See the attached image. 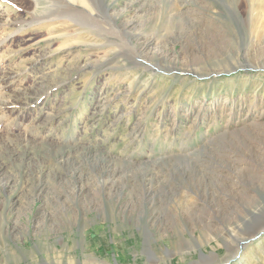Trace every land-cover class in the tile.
Returning <instances> with one entry per match:
<instances>
[{
  "label": "rangeland",
  "instance_id": "374dc122",
  "mask_svg": "<svg viewBox=\"0 0 264 264\" xmlns=\"http://www.w3.org/2000/svg\"><path fill=\"white\" fill-rule=\"evenodd\" d=\"M51 1L0 0V264H264V0Z\"/></svg>",
  "mask_w": 264,
  "mask_h": 264
},
{
  "label": "bare ground",
  "instance_id": "6f19581e",
  "mask_svg": "<svg viewBox=\"0 0 264 264\" xmlns=\"http://www.w3.org/2000/svg\"><path fill=\"white\" fill-rule=\"evenodd\" d=\"M35 5H36V8L40 5V1L41 0H31ZM47 1V4L45 5L46 7H47V11H50V10H48L49 8H51V7H54L55 6V3L54 4H52V1L51 0H46ZM59 0H55V2H58ZM61 2H63L64 4H66L68 7H71L73 10V12H79V14H82V15H88L89 17H92L93 15H95V13H97L96 11H97V9H96V6H95V2H94V0H60ZM263 0H256V3H257V5H259V4H261V2H262ZM24 2V1H23ZM248 2V1H247ZM24 4V3H23ZM59 6V5H58ZM62 6H65V5H62ZM67 7V8H68ZM64 8V7H63ZM64 9H66V8H64ZM58 10V9H57ZM56 10V11H57ZM69 10V9H68ZM59 11V10H58ZM68 12V11H67ZM55 13V12H54ZM61 13V12H60ZM63 13V12H62ZM68 13H71V12H68ZM67 13V14H68ZM66 14V15H67ZM69 15V14H68ZM65 16V15H61V14H56V16H58V17H55V18H50L51 16H49V18L50 19H48L49 21H50V24H52V22H53V24L55 23L54 21L55 20H57V19H60V18H63L62 20H67V21H70V20H72V19H70V18H72V17H70V15L69 16ZM40 17V16H39ZM47 17V16H46ZM87 17V16H86ZM33 18V17H32ZM36 18V19H35ZM38 17H36V16H34V19L35 20H37L38 21V19H37ZM90 19V18H89ZM33 20V19H32ZM61 20V21H62ZM34 22V21H33ZM39 24H42V23H44V21L43 22H41L40 20H39ZM48 22V21H47ZM56 24V23H55ZM56 27H58V26H56ZM63 37V36H62ZM6 41H7V39H6ZM2 43L4 44L5 43V41L4 42H1V45H2ZM247 221V219L246 220H243V222L244 223H247L246 222ZM238 227V226H237ZM230 234H232L233 235V233L232 232H230ZM249 241L250 240H245V241H243L242 242V244H244L245 242H246V244L247 243H249Z\"/></svg>",
  "mask_w": 264,
  "mask_h": 264
}]
</instances>
